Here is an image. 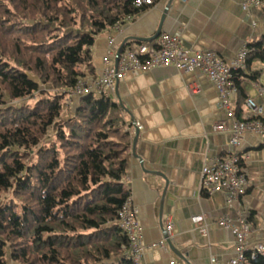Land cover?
<instances>
[{
  "label": "trees",
  "instance_id": "1",
  "mask_svg": "<svg viewBox=\"0 0 264 264\" xmlns=\"http://www.w3.org/2000/svg\"><path fill=\"white\" fill-rule=\"evenodd\" d=\"M141 10L135 0H0V200L12 191L20 201L0 207V264H134L118 225L133 125L108 94L65 113L96 38ZM248 46V67L264 64V36Z\"/></svg>",
  "mask_w": 264,
  "mask_h": 264
},
{
  "label": "crops",
  "instance_id": "2",
  "mask_svg": "<svg viewBox=\"0 0 264 264\" xmlns=\"http://www.w3.org/2000/svg\"><path fill=\"white\" fill-rule=\"evenodd\" d=\"M160 27L162 33L180 34L187 49L212 51L231 62L242 48L264 36V10L247 13L241 0H155L120 31L111 28L96 38L87 76H101L105 58L114 60L122 45L151 38ZM237 86L232 101L237 119L245 120L248 98L264 104V64L253 62L240 74ZM110 96L125 106L133 140L134 125L139 128L138 158L132 147L124 182L139 210L146 246L143 264L227 263L237 255V241L231 230L216 222L229 218L238 224L239 213L254 230L249 246L264 243V137L246 133L238 149L249 180L241 204L229 207L226 192L210 195L202 190L203 167L229 153L233 126L220 106L218 89L206 75L174 67L131 73ZM224 122L230 129L216 131ZM199 215L207 219V236L192 223ZM169 223L174 226L171 242L184 259L168 243L165 248L155 246Z\"/></svg>",
  "mask_w": 264,
  "mask_h": 264
},
{
  "label": "built area",
  "instance_id": "3",
  "mask_svg": "<svg viewBox=\"0 0 264 264\" xmlns=\"http://www.w3.org/2000/svg\"><path fill=\"white\" fill-rule=\"evenodd\" d=\"M187 1V0H182ZM155 0H135V7L143 9L152 7ZM242 8L249 13L252 10H264V0H241ZM127 19L115 27L120 31L122 26L132 21ZM256 26V23H253ZM113 42H111L112 44ZM252 49L245 46L231 62H226L217 53L212 51L201 52L185 47L180 34L161 33L152 41H134L126 45L123 52L111 59H104L105 70L101 76H86L79 80L76 87L70 91L69 96L82 98L88 95L114 94L118 83L131 73L150 72L155 69L174 67L180 72H192L198 70L206 75L216 86L220 97V106L227 113V117L233 122L231 128L230 151L225 157L217 158L206 164L202 170V190L210 195L219 192L227 193L229 207L241 204L249 187L244 161L238 152L243 136L252 133L264 137V104H259L256 99L246 100L248 118L239 120L236 117L232 98L238 92L237 79L241 73L247 71L248 57ZM264 90H261V96ZM228 123L216 125L215 130L227 131ZM238 224H234L229 218L220 219L216 224L229 229L237 241V255L224 264H251L252 260L264 257V243H256L249 246L248 238L253 233L252 226L248 223L243 213H239ZM192 223L203 236H207L209 225L203 215L195 216ZM118 225L129 240V258L134 264H143V255L146 246L142 239V229L139 222V210L133 204L129 196L119 211ZM173 223L166 227L165 237L156 247L165 248L167 240L173 233ZM264 229V223L262 224ZM213 264H219L213 260Z\"/></svg>",
  "mask_w": 264,
  "mask_h": 264
},
{
  "label": "rangeland",
  "instance_id": "4",
  "mask_svg": "<svg viewBox=\"0 0 264 264\" xmlns=\"http://www.w3.org/2000/svg\"><path fill=\"white\" fill-rule=\"evenodd\" d=\"M37 99H35V100H31V101H29V103L30 104H32V103H35V101H36ZM76 100H78L77 101V105H75V102H76ZM17 103H21V104H23L24 102L23 101H17V102H14V105L15 104H17ZM78 103H79V99H78V97H75L74 98V102L72 103V98H71V96H67V98H66V104H67V113H65V117H67L68 118V113H69V111H70V113L72 112H74L75 111V109L78 107ZM51 134H53V132H51ZM11 201H14L15 202V204H20V201H18L17 199H16V197H15V195L13 194V192L12 191H10V192H7V193H3L2 194V199L0 200V207L2 206V205H4L6 202H11ZM19 210V209H18Z\"/></svg>",
  "mask_w": 264,
  "mask_h": 264
},
{
  "label": "water",
  "instance_id": "5",
  "mask_svg": "<svg viewBox=\"0 0 264 264\" xmlns=\"http://www.w3.org/2000/svg\"><path fill=\"white\" fill-rule=\"evenodd\" d=\"M161 33H162V28L160 27L159 30L155 33V35L152 36L151 38H147V39H136V40L139 41V42L152 41V40L156 39L157 37H159V35ZM125 47H126V43L124 45H122L121 48L118 50L117 56H119L123 52V50H124ZM119 104L122 107L125 108V106L123 105V103L121 102L120 99H119ZM134 126L136 127V134H135L134 141H133V155H134L135 158H138V155L136 154V151H137V143H138V139H139V128L137 127L136 124ZM167 243L169 244V246L171 247V249L176 250L175 247L173 246L172 242H171V239H168L167 240ZM176 252H178V251L176 250ZM177 254H179V256L182 259H184L183 254H180L179 252Z\"/></svg>",
  "mask_w": 264,
  "mask_h": 264
}]
</instances>
